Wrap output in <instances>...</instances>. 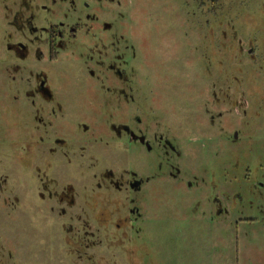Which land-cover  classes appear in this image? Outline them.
<instances>
[{"label":"rangeland","instance_id":"1","mask_svg":"<svg viewBox=\"0 0 264 264\" xmlns=\"http://www.w3.org/2000/svg\"><path fill=\"white\" fill-rule=\"evenodd\" d=\"M21 1L0 0V166L5 176L0 183L15 186L11 176L17 164L13 145L18 132L16 113H65L70 137L75 136L78 120L96 125L101 113H149L151 122L159 115L164 137L159 147H165L164 156H169L170 141L179 154L171 172L218 175L221 162H229V195L224 204L228 212L223 223H211L215 209L213 218L206 215L203 194L194 192L198 195L196 241L187 231L193 243L187 239L179 248V237L163 238L159 231L154 237L165 248L164 264H264V46L255 49L257 69L250 76L247 69L238 71L244 65L239 63V44L231 37L237 33L245 46L244 35L255 31L264 43V0H36L38 7L46 6L55 14L69 8L68 20H63L69 27H88L90 34L104 35L106 44L115 36L113 50L118 58L110 64L145 89L137 96L121 86L114 70L104 72L90 64L87 52L94 38L87 41L89 34L79 33L85 37L81 36L75 48L78 57H61L49 72L53 93L49 104L32 95V85L25 79L28 61L17 72L18 61L8 49L17 38L8 21L14 19ZM90 14L97 16V22L87 20ZM59 19L53 15L54 24ZM220 31H227L228 39L234 41L229 50L222 45L225 39L217 36ZM105 75L124 92L117 94L107 82L93 80ZM247 76L256 82L245 83ZM221 79L231 83L227 94L216 86ZM217 100L224 104L213 105ZM221 127L226 136L234 138L228 146L221 143ZM257 183L262 187L254 188ZM181 185L166 182L164 189L173 194L188 190ZM18 222L23 244L35 240V256L28 255L22 264H56L46 254V245L51 249L50 232L38 213L23 211L20 216L0 208V238Z\"/></svg>","mask_w":264,"mask_h":264},{"label":"flooded vegetation","instance_id":"2","mask_svg":"<svg viewBox=\"0 0 264 264\" xmlns=\"http://www.w3.org/2000/svg\"><path fill=\"white\" fill-rule=\"evenodd\" d=\"M53 15L62 19L54 24ZM68 15L67 7L55 14L46 6L38 7L36 0H23L18 4L14 19L8 21L17 31V38L8 49L18 61L17 72L22 63L28 61V78L25 79L32 85L33 97L47 104L53 100L49 72L51 74L53 63L61 57H78L75 48L85 37L79 33L89 34L87 41L94 38L87 52L90 64L104 72L114 70L121 79V86H127L137 96L143 95V84L136 87L133 76L123 77L122 71L110 64L118 58L113 50L115 36H110L106 44L104 35H92L88 27L84 30L80 24L69 27L63 21L68 20ZM87 17L91 23L97 22L95 14ZM217 36L227 41L222 45L228 50L234 41L239 44L241 62H244L239 63L244 67L238 71L247 69L252 72L250 76L253 75L257 69L255 49L263 48V39L255 31H247L246 44L242 46L235 32L231 34L232 42L227 31H220ZM109 76L93 80L107 82L114 92L123 93L124 89H119L118 84L109 82ZM250 76L244 77L245 83L256 82ZM216 86L225 94L231 91L228 79H221ZM221 104L224 102L213 101L217 107ZM16 114L14 126L18 132L13 145L17 164L16 173L11 176L15 186L0 183V208L11 209L20 216L23 211L38 213L44 218L50 232L47 241L51 243V249L46 245V254L57 260L56 264H164L165 248L154 236L160 235V231L163 238L179 237V248L187 239L191 243V239L196 241L193 233L198 227V192L203 194L202 202L208 206L203 212L213 218L215 209L211 223H223L228 212L224 204L229 195V162H221L218 175L171 172L179 154L170 141L167 142L169 156H164L165 147H159L164 138L159 115L151 122L149 113H101L96 125L78 120L75 136L70 137L65 113L51 110ZM219 136L224 146H228V140L234 142L233 136H226L222 127ZM164 165L170 169L166 170ZM1 167L0 181H4ZM166 182L174 187L185 184L188 190H179L177 194H173V190L167 192ZM259 187H262L259 183L254 185V188ZM7 199L13 200L8 203ZM21 228L18 222L0 238V264H22V259L28 255L35 256V240L23 244ZM187 231L192 234L191 239ZM27 249L29 254H25Z\"/></svg>","mask_w":264,"mask_h":264}]
</instances>
